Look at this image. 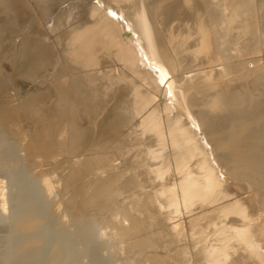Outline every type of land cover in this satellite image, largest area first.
I'll use <instances>...</instances> for the list:
<instances>
[{
	"label": "bare ground",
	"instance_id": "obj_1",
	"mask_svg": "<svg viewBox=\"0 0 264 264\" xmlns=\"http://www.w3.org/2000/svg\"><path fill=\"white\" fill-rule=\"evenodd\" d=\"M0 11V46L19 36L24 76L51 71L36 149L67 128L72 156L91 157L77 174L108 175L87 208L142 191L118 212L129 227L109 223L120 237L156 221L187 239L192 264H264V0H0ZM151 236L131 248L152 249Z\"/></svg>",
	"mask_w": 264,
	"mask_h": 264
},
{
	"label": "rangeland",
	"instance_id": "obj_2",
	"mask_svg": "<svg viewBox=\"0 0 264 264\" xmlns=\"http://www.w3.org/2000/svg\"><path fill=\"white\" fill-rule=\"evenodd\" d=\"M3 18L0 11V20ZM6 37L2 38L4 40L0 46V264H151L156 258L160 259L159 262L162 260L163 264H192L194 257L191 258L193 254L188 249L190 245L187 239L180 235L178 241L172 242L173 233L171 237L166 234L169 237L167 240L164 235L167 225H160V220L159 224L151 221L152 227L149 220L135 223V232L130 229L122 237L115 227L112 230L113 226L109 223L128 226L126 221L122 220L125 224L120 223L118 215L125 208H130L129 202L134 197L138 199L136 194L142 191L116 193L115 196L113 192L112 196H108L110 200L102 198V205L99 202L88 208L85 206L88 196L92 194L91 189L108 175L102 171L77 174L83 163L91 161V157L72 156L76 150L67 143L70 141L67 128L55 135L49 133L47 140L53 143L50 144V151L46 150L48 155H44L45 151L42 154L38 147L36 149L40 134L38 127L42 126L43 116L46 119L45 115L53 103L49 98L55 97L53 84L50 83L51 71L44 73L43 82H39V78L25 77L22 62L18 59L15 61L20 38L17 35L15 39L18 42L7 48ZM39 91L45 92L46 100H39ZM55 141H64L61 142L64 147L56 149ZM78 147L80 150L81 146ZM122 163L124 159L118 158L109 168L112 172L118 171ZM153 218L157 220L159 216ZM141 225L145 228L143 226L144 229L137 233L136 228ZM154 233L157 234L151 236ZM146 236L153 239L155 246L152 249L141 245L131 248L130 245L140 240L138 238Z\"/></svg>",
	"mask_w": 264,
	"mask_h": 264
}]
</instances>
